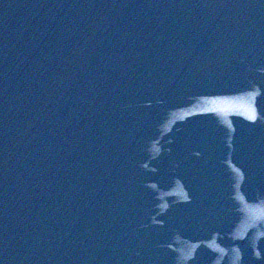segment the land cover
I'll use <instances>...</instances> for the list:
<instances>
[{
	"label": "water",
	"instance_id": "water-1",
	"mask_svg": "<svg viewBox=\"0 0 264 264\" xmlns=\"http://www.w3.org/2000/svg\"><path fill=\"white\" fill-rule=\"evenodd\" d=\"M254 264H264V146Z\"/></svg>",
	"mask_w": 264,
	"mask_h": 264
}]
</instances>
